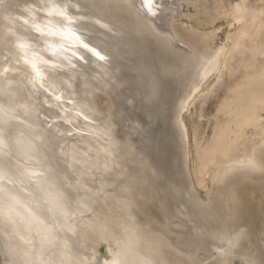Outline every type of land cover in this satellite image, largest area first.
Here are the masks:
<instances>
[{"label":"bare ground","instance_id":"6f19581e","mask_svg":"<svg viewBox=\"0 0 264 264\" xmlns=\"http://www.w3.org/2000/svg\"><path fill=\"white\" fill-rule=\"evenodd\" d=\"M175 1L0 0V264H264V135L239 142L264 75L201 151L197 184L216 170L200 199L182 112L226 48L216 29L175 21ZM243 43L245 68L264 41ZM248 207L251 225L233 224Z\"/></svg>","mask_w":264,"mask_h":264},{"label":"rangeland","instance_id":"374dc122","mask_svg":"<svg viewBox=\"0 0 264 264\" xmlns=\"http://www.w3.org/2000/svg\"><path fill=\"white\" fill-rule=\"evenodd\" d=\"M141 1H142L141 6H144L143 0H141ZM189 1H191V2H189ZM196 1L197 0H177V1H175L177 4L175 3L176 5L174 4L172 6L173 7L177 6V8H173L174 10H170L171 13L175 11L174 13H172L175 16L174 19L177 18L175 21L182 22L185 24L187 23V24L194 25V26L198 25L197 27L201 30L203 29V31H205V32H209V31H211V29H216V31H215L216 36L214 38L215 46L216 47L224 46L226 48V51H225L226 53L222 57L221 63L219 65L218 69L208 77L207 82L206 83L204 82L205 84L203 83L204 84L203 87L201 86L196 91L194 98H192L190 103L187 105V107L182 112V121H183L184 127H185L184 130L186 133V142H188L187 147H186L187 152H188L187 157H186V167H188L187 170H188L189 175H191V177L193 178V181H195L194 182L195 192L197 193V196H199L200 199L207 201L206 194L207 193L209 194V192H211L212 188H210V186H211L210 180L213 176L214 171L216 170V167H215V165L209 166L208 170H206L207 172H204V174L205 173L206 174L201 176V178H203V180H202L203 184L199 186L197 184V180H196L197 171L199 169L197 160H198V157L202 153L201 151L207 145H209V143L212 142L211 140L214 139L213 136H215L217 130L220 127L224 126L226 124V122L228 121V119H231L230 118L231 116L227 114V112H230V108H228V107H230L231 101L234 100L237 90H239L241 87H244L245 85L247 86L248 82L252 78L260 77V76L264 75V53L260 56H257L255 58V62H253V64L251 66H247L245 68L242 67L245 63V59L248 57V54H249L248 49H247V47H244L243 42H247L250 40V42L253 45H257V44H259V42L261 44L264 41L263 40L264 39V0H205V1L198 0L199 2L202 1L199 3L198 6H196V4H195V3L198 4V1L197 2ZM219 3H220V8L225 10L227 12V15L220 16L219 13H216L219 16L215 15L214 11L218 12L216 7L217 8L219 7L218 6ZM239 3H241L243 5V8L246 9L245 11L247 13V16L245 17V19H243L242 22H235V21H233V17L231 16L230 10H232V7L234 5L239 4ZM193 4H195V5L193 6ZM200 4H201V6H200ZM203 4L208 5V7L202 6ZM194 7L196 9H194ZM197 7H198V9H197ZM199 7H201V8H199ZM203 7H205V8L203 9ZM206 8H210L211 10L210 9L207 10ZM198 10H200V11H198ZM204 10H205V13H204ZM212 10H214V11H212ZM195 12H197V13H195ZM199 12L202 14H200ZM208 12H209V17H208ZM188 14H189V17H188ZM193 14H195V15H193ZM199 14L201 17H199ZM206 14H207V17H206ZM191 15L195 19L192 18ZM203 15L205 16V18H207V20L204 18ZM212 16L214 18L213 22L210 21L211 20L210 18H212ZM208 19H210V20H208ZM198 21H200L201 23L203 22L202 25ZM198 23L200 24V26ZM240 35H241V37L238 39V37ZM236 36H237L238 41H237V44L234 45V41H235L234 38ZM86 57L89 60V57L87 55H86ZM118 104H120L121 107H124L122 109V112L120 109V113L126 114V109H127V108H125L126 106H124L121 103V101ZM136 109L138 111V108H136ZM224 111H226V112H224ZM122 114H120L119 116H121ZM140 116H143V115H140ZM121 117L119 119H117L118 124H119L118 120H120ZM249 118L252 120L253 124H251V122L248 121L247 124L242 125V127L244 128V134H243V138L242 139L240 138L239 142L245 141L248 143V145L251 149H255L257 146V143H256L257 140L255 141L254 139L253 140H249V139L251 137H254L257 134H263L264 135V104H262L260 102L255 103L254 109H252L249 112ZM143 120L146 121L147 118L143 117ZM121 121H122V119H121ZM121 121H120V124H121ZM254 138H256V137H254ZM168 148H169V146H168ZM174 174H176V173L174 172L172 175H174ZM174 176L176 177V175H174ZM163 196L165 197L166 195L164 194ZM249 205H250L249 207H252L251 209L254 208L253 207L254 205H251V204H249ZM249 207L247 209V210H249V212L248 211L245 212L244 215H237L240 218H239V220H237V219L235 220L236 223L234 222V219L236 217L231 218V220H230V218H228L230 220L229 221L226 217H223V216H222L223 217V219H222L220 214H219V217L221 218V220H225V219L228 220V221H224L228 224V226H226V224L224 222H221L220 220H218V221L223 223L222 225H225L226 227H228V229H230V228L232 229L234 227L233 224H236L237 226L238 225L242 226L244 224L243 226H245V223H248V221L252 220L250 218L254 217V215L250 214V213H253V210L249 209ZM263 209H264V207L261 208V211L264 212ZM204 213L205 212H203V214L200 213V215L204 216ZM248 214L251 217H249ZM193 215H195L197 217L196 213L194 214V212L191 214L192 218H193ZM195 216L192 220H193V222L198 223L200 220L198 219V217L196 218ZM215 216H217V215H215ZM215 216L213 215V217H212L210 215L207 217V220H209V222H211L212 225H213L214 221L217 222V223L215 222L214 225L218 224V221L215 220V218L220 219V218L215 217ZM241 216H242V218H241ZM243 216H244V219H243ZM210 217L214 218V221H210V220H213ZM247 217H249L248 219H250V220H248ZM232 219H233V221H232ZM242 219L245 222H243ZM183 220H184V218H183ZM183 220L181 219L182 222L181 221H179V222L184 223L186 221V220L185 221H183ZM201 220H202V223L205 222V221H203L205 219H201ZM207 220H206V225L210 224V223H208ZM231 221L234 223L233 224L231 223V226L229 228V224ZM237 221H240V222H237ZM241 221L243 222V224H240ZM189 222L193 223L192 221H189ZM199 223H201V222H199ZM221 223H219L216 226L221 225ZM248 224L251 225L250 223H248ZM181 228H183V225L181 226ZM263 234H264V232L262 231V233L260 234L261 235L260 240L262 242H264V235ZM190 237H192V235L191 236L188 235L187 237H185L184 238L185 241H187L186 240L187 238L190 239ZM194 239L197 240V238H194ZM185 241H183V246H185L184 249L187 250V248H188V250L192 251L189 248L190 246L189 247L187 246V245H190V243L186 242V245H185L184 244ZM203 246L205 248V245H203ZM233 263L239 264V261L234 259Z\"/></svg>","mask_w":264,"mask_h":264},{"label":"snow or ice","instance_id":"6c2138e0","mask_svg":"<svg viewBox=\"0 0 264 264\" xmlns=\"http://www.w3.org/2000/svg\"><path fill=\"white\" fill-rule=\"evenodd\" d=\"M145 5L149 7V9L151 8V4H152V0H144Z\"/></svg>","mask_w":264,"mask_h":264}]
</instances>
